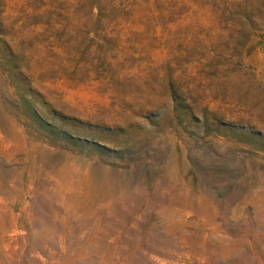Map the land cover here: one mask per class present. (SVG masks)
<instances>
[{
  "label": "rangeland",
  "instance_id": "374dc122",
  "mask_svg": "<svg viewBox=\"0 0 264 264\" xmlns=\"http://www.w3.org/2000/svg\"><path fill=\"white\" fill-rule=\"evenodd\" d=\"M0 264H264V0H0Z\"/></svg>",
  "mask_w": 264,
  "mask_h": 264
}]
</instances>
